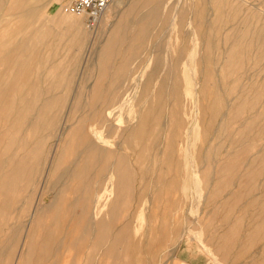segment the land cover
Instances as JSON below:
<instances>
[{"label":"rangeland","instance_id":"374dc122","mask_svg":"<svg viewBox=\"0 0 264 264\" xmlns=\"http://www.w3.org/2000/svg\"><path fill=\"white\" fill-rule=\"evenodd\" d=\"M211 1L184 0L179 24L165 21L152 31L151 24L145 22L146 35L138 26V14L133 15L132 23H126L130 29L122 30L120 54L114 55L119 58L115 62L122 64L120 70L107 67L99 73L98 68H92L83 84L78 81L84 66L97 61L96 50L111 38L112 25L98 43L89 40L82 51H76L77 43H66V52L60 55L69 57L68 62L76 56L80 64L76 71L68 70L76 72V77L69 78L73 79L69 98L89 95L88 100L75 102L96 107L104 114V123L113 118L107 106L120 100L132 106V111L127 108L129 119L125 116L114 121L121 128L128 127L127 131L115 128L109 136L105 127L99 131L109 141V145L105 142L107 149H116L112 160L117 170L104 169L101 161L93 166L95 171L89 170V179L76 178L68 191L65 180L47 190L48 160L38 186L27 193H15V206L26 209L23 233L18 244L9 245V229H0V264H17L21 258L22 264H264V0ZM61 6L71 12L63 0L52 11ZM141 9L142 14L143 4ZM33 11L26 10L28 15ZM86 18H82L84 27L94 23ZM143 34L145 37H140ZM158 64L164 67L158 69ZM165 67H171L170 73ZM72 101L67 102L57 138H52L49 148L63 132ZM120 102L115 108L125 105ZM92 112L75 109L77 123L85 119L96 122ZM129 175L133 179L132 184L129 179L127 190L118 184ZM106 181L113 184L110 188L118 185L121 192L118 201L121 199L123 210L116 226L123 227L125 233L113 229L110 237H101L99 231H86L87 219L80 222V217L87 212L80 202L71 206L69 219L53 239L24 245L38 202L49 204L57 193L66 200L82 197L88 185L98 190ZM51 220L46 217L44 224L50 225ZM115 236L119 243L112 247ZM59 259L64 260L55 263Z\"/></svg>","mask_w":264,"mask_h":264},{"label":"bare ground","instance_id":"6f19581e","mask_svg":"<svg viewBox=\"0 0 264 264\" xmlns=\"http://www.w3.org/2000/svg\"><path fill=\"white\" fill-rule=\"evenodd\" d=\"M59 1L60 0H0V194L2 196L0 210L3 211L2 216L0 215V229L4 226H7L9 229V245H16L20 242L21 234L23 233L22 228L24 226L22 220L26 215V209L24 207L20 208L17 207V205L15 206L18 200V196L15 193L17 191L27 193L29 192V189L32 190L37 187L48 160V167L46 166V169L48 170L44 184V187H46L47 190L54 189V187L56 188L61 181L65 180L66 183H63H65L68 191L70 185L76 178L81 177L82 181L89 179V170L94 168L93 166L101 164V161L103 162V166L101 167L104 169H110L111 171L117 170L115 167L116 164L113 166L114 160H112L115 155L114 150L116 149H107L105 142L109 145V143H107L108 140L105 141V136L99 135V131L103 129L102 127H105L109 136L113 129H120L121 127L117 126L114 121L116 120L119 122V120L124 119L125 116L127 118L126 113L129 112V109L132 111V106L129 107L123 102L125 105L115 108V106L119 105V102L121 101L118 102L116 100L118 103L107 106V111H109L108 115L113 117L112 121H110L111 119L109 118L110 120L106 119L104 123L102 121L104 114L100 113L99 110H96V107L88 105V103H83L79 106L80 104L77 105L75 102L78 99L81 101L88 100L89 95L76 93L77 95L69 98L67 91L71 89L69 86L73 83V79L70 80L69 78L72 75L73 77H76V72H70L68 70L76 71V68H78L80 64L76 62L78 61V57L76 56L74 60L68 62L67 60L69 57H65L64 54L60 55L61 52H66V43L68 46L77 43L78 48L76 51H82L84 45L89 42V40L91 41L93 39V44L96 42L98 43V38L105 35L107 33L106 30L112 25V30L109 34L111 35V38L105 41V46L96 50L98 51V54L95 57L97 61L95 63H87L84 66L82 76L78 81L80 84H83L87 78L86 76L91 74L90 70H92V68H98L100 71L99 73H104L107 67H112L117 72L120 70V65L122 64L115 62L118 61L119 58L114 57V55L115 53L117 55L120 54L121 49L119 48V43L122 45V42H124V39L122 40V37H124L122 30H126L127 27H129L126 23H132L131 20L133 15L138 14V19L136 18L138 26L142 28L141 31L145 35L148 33V27L146 28L147 25L145 22L151 24V30L153 31L154 29H157L156 27H158L159 24L165 21L171 24H179L181 17L184 15V0H182V3L181 0H177L178 2L172 0H113L102 14L92 19V22L94 21V23H87L86 25L88 26L85 25V27H87L85 28L82 25V18L84 16L86 18V14L76 15L62 6L55 11H52L53 7L55 8L56 3ZM142 4L143 7H145V10L141 14L140 10H143L141 9ZM28 8L34 9L29 15L26 12ZM86 19L91 21L89 17ZM132 27L134 28V24H132ZM144 34L143 36L140 35V37H145ZM117 43L118 47L116 45ZM163 52L164 51H162V53ZM164 53L166 58V51ZM160 54H157L156 57ZM160 57L162 58V56ZM121 58L125 59L126 56H122ZM157 63L158 62H156V64ZM164 64L167 65L168 63ZM131 66L133 67V64ZM154 66L156 67V65ZM158 66L159 64L157 67ZM170 66L172 65L170 64ZM161 67L159 66L158 69ZM168 69L166 71L167 73H170L171 69L169 71ZM169 77H171V75ZM76 82L77 81H75V84ZM101 91L103 92L102 89ZM71 99L73 101L70 102L67 107V112L65 113L67 119L63 132H61V135H58L60 137L58 142L54 144V147L52 145V147L49 148L48 144L52 138H55L60 127L59 125L62 116L64 115V109L67 106L68 100ZM128 107L129 109H127ZM77 108H80V110H92L93 112L91 116L95 117L96 122H89L88 120V123L85 119V121L77 123L78 120L75 119V109ZM129 121H131V119ZM101 124L103 125L100 126ZM133 127L131 128L133 129ZM127 128L128 127L121 128L119 131L126 130ZM117 134L119 133L117 132ZM118 150L119 149H117V151ZM3 154L5 155L2 158ZM121 155L123 154L121 153L119 156ZM49 157L50 159H48ZM126 157L127 156L124 158ZM248 162H250V160ZM257 163L258 162L254 164L257 165ZM4 165L5 172H2ZM132 167H134L133 164ZM261 167L264 169V166ZM120 169L121 166H119V170ZM130 176L131 175H129V177L127 176V178L123 179L118 185L124 189H130L129 181L132 178H130ZM93 178L94 177H92V180ZM108 181H106L98 190L92 189L87 183V187L89 188L86 189L82 197L76 196V198L66 200L64 196H59V193H57V195L55 194L56 196H53L49 204L43 205L38 202L34 207V213L32 214L24 245L36 246L38 244H43L44 239H53L54 235L64 227L65 222L69 219L72 212L71 206L73 207V205L80 202L84 203V208L87 212V215L84 214V218L80 217V222H82L83 219H87V223L85 224L86 231H99L101 237L108 234L110 237L113 234V231L111 232L113 229H115L117 234L125 233L126 231L123 227L118 225L120 228H117L116 226L119 212L123 210V208L119 206L121 199L118 201V196L121 192L118 193L117 191L116 187H118V185L110 188V185L113 184H110L111 182L108 183ZM130 182L132 184V180ZM174 185L177 186L178 184ZM176 186H174V188ZM213 194L210 193V195ZM127 210L130 211L131 209L129 208ZM46 217L52 219L50 225L44 224ZM122 223V225H124L125 222ZM117 243H119V241L115 236L114 240L110 243V246H116ZM120 243L124 242L122 241ZM107 244L108 243H106V245ZM24 249L26 248L24 247ZM24 249L23 251H25ZM10 250L11 249H9V251ZM21 259V261H19L20 259L18 260L17 264L23 263V258Z\"/></svg>","mask_w":264,"mask_h":264},{"label":"built area","instance_id":"2783aa9c","mask_svg":"<svg viewBox=\"0 0 264 264\" xmlns=\"http://www.w3.org/2000/svg\"><path fill=\"white\" fill-rule=\"evenodd\" d=\"M67 8L77 14H86L92 21L102 14L113 0H63Z\"/></svg>","mask_w":264,"mask_h":264},{"label":"crops","instance_id":"0c3cea01","mask_svg":"<svg viewBox=\"0 0 264 264\" xmlns=\"http://www.w3.org/2000/svg\"><path fill=\"white\" fill-rule=\"evenodd\" d=\"M61 260H64V259L56 260L55 263H59V261H61ZM68 261H70V263L72 262L71 260H68ZM73 261H76V260H73Z\"/></svg>","mask_w":264,"mask_h":264}]
</instances>
